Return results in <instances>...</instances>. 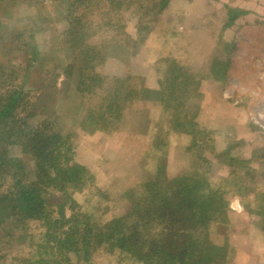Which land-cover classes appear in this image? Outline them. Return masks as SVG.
Wrapping results in <instances>:
<instances>
[{
  "label": "rangeland",
  "instance_id": "374dc122",
  "mask_svg": "<svg viewBox=\"0 0 264 264\" xmlns=\"http://www.w3.org/2000/svg\"><path fill=\"white\" fill-rule=\"evenodd\" d=\"M76 2L15 0L0 6V65L23 66L8 87L26 91L31 127L72 135L74 161L92 175L89 186L66 190L78 206L67 202L65 216L78 211L100 225L119 216L137 218L141 213H131V201L142 196L147 179L157 177L163 185V177L192 176L227 201V220L221 216L206 229L210 241L228 246L227 264H264V0H170L142 33L135 30V8L113 12L110 29L102 24L108 22L102 12L107 7L93 0L86 18L93 23L89 43L126 38V44L106 52L96 68L104 84L86 98L77 90L81 63L74 60L75 78L63 71L69 61L64 59L67 10ZM18 47L39 53L24 56ZM30 59L25 70L27 62L22 63ZM117 79L126 81L115 86ZM170 82L175 99L170 92L150 98L145 90L144 99L130 104L115 126L92 133L82 129L86 109H97L113 87L124 86L125 97L130 86L142 92ZM61 196L53 190L50 200L60 203ZM159 203L151 206L157 210ZM155 225L152 233L159 232ZM28 227L12 236H4L9 229L0 231V264H26L32 257L44 227L35 221ZM108 248L93 242L87 260L85 253H71L68 263L143 264Z\"/></svg>",
  "mask_w": 264,
  "mask_h": 264
},
{
  "label": "trees",
  "instance_id": "16d2710c",
  "mask_svg": "<svg viewBox=\"0 0 264 264\" xmlns=\"http://www.w3.org/2000/svg\"><path fill=\"white\" fill-rule=\"evenodd\" d=\"M12 1L15 0H0V6L13 4ZM92 1L77 0L76 3L70 4L71 8L67 10L70 27L64 42L67 47L64 50L67 53L64 59L69 60L65 66L63 65L64 74L66 76L73 74L75 78L74 63H81L79 73L82 71L84 75H80L77 79V90L84 98L87 97L85 93L88 95L95 93L96 85L104 84L102 76H96V68L104 62L106 52H109L111 46L121 47L126 44V38L120 41L110 39L98 46L89 43L88 30L93 23L86 18L92 13L90 11ZM95 1H100V5L104 4L107 7V9L100 7L103 8V17L108 20L107 23L102 24L110 29L113 28L111 21L113 12H119L122 8L124 10L135 8L138 13L135 30L138 33L148 31L146 22L153 18L157 19L170 2V0ZM8 35L12 37V34ZM15 36L16 39L20 37L17 34ZM26 43L24 41L25 45ZM25 47L27 48L28 45ZM16 50L23 52L21 54L24 56L27 52L31 53V56H37L39 53L34 47L27 52L24 51V47H18ZM26 62L25 70L30 69L33 64L31 59L30 62L25 61L22 64ZM10 65L11 63L6 66L0 65V76H2L0 79V231L3 229L6 232L9 229L4 236H12L14 233L10 232L14 230H28L32 221L44 227L42 241L36 243V251L31 255L32 257L25 260L26 264H69L68 255L71 253L76 255L85 253V258L82 259L85 261L93 242H98L104 247L107 245L111 250L120 249L121 252L143 264H153L156 261L161 264H227L229 262L228 246L213 243L206 232L208 223L212 220H217L221 216L227 220L228 204L204 179L201 181L196 177L184 176L169 180L163 177V185L158 182L160 179L157 177L147 179L142 196L137 201L134 199L131 201L134 204L131 213H141L137 218L135 215V217L119 216L100 225L92 223L89 216L78 211L72 210L71 215L66 217L64 205L67 202H72L73 209L78 206L66 190L75 191L89 186L92 184L90 183L92 175L85 165L74 161L72 135L47 133L44 130L42 132L28 123L27 119L31 117V111H26L28 106L25 101L26 91L20 86L8 87L10 83L12 85L16 83L23 66L19 65L16 68L14 64ZM89 73L91 75H88ZM6 76L9 77L8 80H5ZM117 80L113 85L117 86L119 81H126ZM123 87H113L107 92L101 98L97 109H86L82 125L86 133L103 128L105 131L107 124L115 126L130 108V104L137 99H144L145 90L150 98L155 96L160 99L168 92L173 95L174 91L171 82L166 88L142 89V92L130 86L125 97H122ZM100 88L103 87L99 86ZM176 97L177 95L174 94L171 99ZM8 146H12V152L7 151ZM14 149H17V152L14 153ZM53 190L61 192L60 203L56 204V201L50 200ZM163 191L165 193H162ZM157 200L160 201L157 207L159 209L155 210L151 205ZM246 206L249 205L245 203L244 208ZM58 209L62 212L57 213ZM155 223L160 229L159 232L152 233ZM65 225L68 226L66 229ZM2 238L0 237V240ZM2 257L0 256V259Z\"/></svg>",
  "mask_w": 264,
  "mask_h": 264
},
{
  "label": "crops",
  "instance_id": "0c3cea01",
  "mask_svg": "<svg viewBox=\"0 0 264 264\" xmlns=\"http://www.w3.org/2000/svg\"><path fill=\"white\" fill-rule=\"evenodd\" d=\"M155 90H157V89H155Z\"/></svg>",
  "mask_w": 264,
  "mask_h": 264
}]
</instances>
